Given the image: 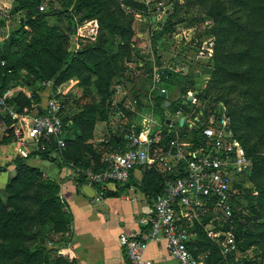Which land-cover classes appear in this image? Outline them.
<instances>
[{
    "label": "trees",
    "instance_id": "1",
    "mask_svg": "<svg viewBox=\"0 0 264 264\" xmlns=\"http://www.w3.org/2000/svg\"><path fill=\"white\" fill-rule=\"evenodd\" d=\"M121 1L126 6L143 11L146 9L145 5L133 0ZM16 3L12 9L14 12L30 7L29 0ZM88 7L93 11L91 16L82 14L80 20L92 18L89 30L96 31V39L76 51L67 49L69 38L62 29L52 25L46 27L45 32L35 30L36 24L44 22H40L32 12L26 14L23 22L8 34L11 44L20 45L17 38L25 40L23 25L32 33L28 34L26 43L20 48L22 57L11 60L7 47L5 51L0 50V61L5 63L0 65V93L9 88L10 82L15 83L14 74L22 69L32 79L52 80V87L74 77L82 87V96L89 100L74 113L68 124L61 117L63 148H51L50 144L43 150L26 148L23 156L17 155L11 160L14 175L4 185L6 198L0 199V240L6 242L1 247L0 256L8 264H73L72 260L61 255L50 259V247L42 244L49 233L66 242L69 215L57 196L55 181L38 167L27 164L26 159L37 155L41 159L57 160L58 164L71 162L73 166L95 170L101 167L100 152L85 141L91 136L94 121L107 117L110 80L115 72L123 69V60L128 61L131 38L135 32L131 27L132 16L123 12L120 2L74 0L73 12ZM206 7L204 15L212 19L215 33L213 69L206 94L214 91L216 95L213 100L225 107L233 136L250 159V169L242 176L246 175L254 183L253 188L242 189L240 195L239 185H234L232 235L237 250L254 246L260 251L253 255L241 254L236 258L234 253L224 255L218 244L207 237L203 230L202 224L209 214L201 216L199 222H190L189 231L195 234V238L188 240L187 249L195 258L204 254L202 264H261V260L257 262L256 258L259 257L264 263V0H209ZM224 24L228 26L224 27ZM138 31L142 32L143 27L139 26ZM155 34L150 37L154 47ZM159 57L160 54H157L156 58ZM28 85L31 86L30 82ZM164 86L169 87L167 84ZM33 91L30 98L18 92L9 100L17 110L30 107L38 100ZM232 92H235L234 98L228 96ZM159 98L153 94L154 108L159 104ZM136 104L140 106L139 102ZM117 105L120 106V103ZM123 111L130 118V113ZM211 112L219 115L218 110ZM195 132L193 130L190 134L194 136ZM163 133L166 134L163 141L173 135L166 130ZM120 141L121 138L116 141L114 136L110 137L111 144L116 145L114 148ZM53 154L54 157L51 156ZM136 167L142 172L139 186L148 193L154 181L157 188L150 189V195L154 197L159 194L163 182L160 172L154 168ZM77 182L80 183L81 179L77 178ZM220 229L226 230V227L221 226Z\"/></svg>",
    "mask_w": 264,
    "mask_h": 264
},
{
    "label": "built area",
    "instance_id": "2",
    "mask_svg": "<svg viewBox=\"0 0 264 264\" xmlns=\"http://www.w3.org/2000/svg\"><path fill=\"white\" fill-rule=\"evenodd\" d=\"M166 65L162 60L149 66L150 81L145 92L149 106L136 112L137 122H127L117 147L101 155V167H73L75 177L81 179L79 185L93 191L94 202L104 197L109 183L125 182L136 166L154 168L163 178L161 192L151 199L145 228L134 236H119L123 252L120 264H151L142 257L141 250L148 242L160 241L177 264H202L187 249L191 232L190 224L184 220H198L206 214L209 215L202 224L206 236L221 246L224 255L236 251L231 231L232 196L234 185L250 169V159L233 136L224 111L214 115L199 110L191 116L178 109L175 122L159 121L152 95L165 94L164 86L158 83ZM168 74H164L165 80ZM49 84L42 82L43 86ZM10 97L0 93V139L9 138L23 155L25 148L43 150L50 144L49 135L54 148L64 147L59 91L48 94L38 110L35 105L17 110ZM179 98L185 106L192 105L197 93L188 89ZM179 117L183 118L181 125ZM173 124L178 129H173ZM163 130L172 132V137L163 141ZM193 130L194 136L190 134Z\"/></svg>",
    "mask_w": 264,
    "mask_h": 264
},
{
    "label": "rangeland",
    "instance_id": "3",
    "mask_svg": "<svg viewBox=\"0 0 264 264\" xmlns=\"http://www.w3.org/2000/svg\"><path fill=\"white\" fill-rule=\"evenodd\" d=\"M16 1L19 2V0H0V50L5 51L7 47L11 60L22 57L20 48H22V44L26 43L25 40H27L28 34L32 33H29L28 27L23 25V28L26 30V33L23 35L25 40L17 36V41L21 43L20 45L11 44L8 34L17 24L23 22L26 14L29 12L36 14L40 22H44L35 25L34 29L38 30V32H45L52 25L62 29L68 35L67 49L69 50L76 51L84 44H90L96 39V31L89 30V26L92 24V18L80 20L82 14H90L89 16H91L93 11L90 10V7L82 8L80 11L74 13V0H29V9L26 7L23 10L14 12L12 9L14 4H17ZM116 1L120 2L121 9L125 14H131V27L135 32V35L131 38L132 43L130 45L131 50L128 61L123 60V69L115 72V75L110 80V98L118 99L123 95L127 98V104L125 105L127 107L120 105V107L117 106L116 108V111L120 114L124 113L123 110L131 114V117L127 118L126 123L130 120L137 122L138 115L135 113V110L141 109V106H135L140 97L139 92L135 90V86L140 87L146 92L150 81L151 69H149V66L152 62L155 63L162 60L167 65L163 68V77L159 81L158 86L167 84L169 87L164 86L165 94L163 95L154 93L160 97L159 104L155 107V113L161 123L165 117H168L170 120L173 119L175 122L177 115L175 111L178 109L182 114L188 112L191 116H195L199 108H202L207 114L213 109L218 110L219 113L222 111L225 112V107L213 100L214 95H216L214 91L211 90L213 93L206 94L210 80V71L213 69L212 54L215 43L213 21L210 17L204 15L209 0H148L147 2L145 0H133V2L145 5V11L137 7L126 6L121 0ZM152 16H154V20H152ZM139 26L143 27L142 32L138 31ZM223 26L226 27L228 25L224 24ZM70 28L71 31L69 30ZM154 34L156 35V47L150 41V37ZM157 54H160L158 59L156 58ZM126 62H130L131 65H127ZM4 64V61L1 60L0 65ZM193 70L198 72L197 76H194ZM167 71L169 74L165 80L164 74ZM14 75V82L21 87H30L31 90L33 89V95L38 99L36 101L39 102V94L43 87L42 82L46 81H41L37 78L32 79L22 69L18 70ZM169 79L170 81H168ZM186 80H190L192 83L189 84ZM48 81L50 84L47 86H52V80L49 79ZM167 81L168 83H166ZM29 82L31 86L28 85ZM188 89L197 93V101L191 106H185L184 104L182 106L179 95L184 94ZM202 94H205V96H202ZM228 96L234 98L235 92L229 93ZM62 102H64L62 103V112H64L68 110L69 98L68 100L66 98L62 99ZM164 102H167V105L169 104L170 106H164ZM165 113L166 115H164ZM105 120L107 121L108 119L106 118ZM109 122L110 126L111 123H120L117 117L111 118ZM111 130L113 131L115 128H111ZM0 142H2V139H0ZM41 160L47 163V159ZM237 184L240 188L239 195L243 192L242 189H251L254 187V183L246 175L240 177ZM192 220L195 219L190 218L184 221L190 224ZM198 220L195 221L199 222ZM5 244L6 242L4 243L0 240V252L1 247ZM42 244L46 248L50 246L48 253L50 259L56 255H61L71 260L63 252L61 247L64 245V242L60 241L57 235L49 233L42 240ZM218 246L221 248L220 245ZM259 251L254 246H249L243 251L236 249L234 257L240 256L241 254L253 255ZM258 260H261V264H264L263 260L259 257L256 258L257 262ZM0 264L8 263L4 262L0 256Z\"/></svg>",
    "mask_w": 264,
    "mask_h": 264
},
{
    "label": "crops",
    "instance_id": "4",
    "mask_svg": "<svg viewBox=\"0 0 264 264\" xmlns=\"http://www.w3.org/2000/svg\"><path fill=\"white\" fill-rule=\"evenodd\" d=\"M126 64L131 65L130 62H126ZM193 73L194 76L198 74L196 70H193ZM186 81L189 84L192 83L190 80ZM135 89L142 90L138 86H135ZM6 90V93L11 97L21 92L25 97L30 98L32 93L30 87H21L13 82L9 83V88ZM52 91H59L61 102L62 99L68 100L69 98L68 110L62 112L63 104H61L60 110V117L66 119L65 124L71 121V117L84 102L89 101L87 97L82 96V87L77 79L72 77L54 87L43 86L39 94V102L31 103V106L35 105L38 110L42 107L44 98ZM139 96L138 102L141 109L135 110L136 112L144 110L142 107L149 106L145 92H139ZM118 103L127 107L125 106L127 98L124 95L118 99L110 98L106 113L108 120L97 118L93 123L91 136L85 141L97 152H100V155L116 146L111 144L110 137L114 136L117 141V138L122 137L126 127L128 117L124 113L120 114L116 111ZM135 106L137 105L135 104ZM30 112L32 113L33 110ZM114 116L119 119L120 123H111L110 126L109 121L111 118H115ZM186 118L191 121V117L186 116ZM166 119L169 118L165 117L163 120ZM111 128H115V130L112 131ZM172 128L178 129L174 124ZM109 131L111 132L109 133ZM17 155L22 156L23 154L19 149H16L15 144L9 138H2V142H0V199L2 200L6 198L4 185L14 175V166L11 160ZM26 163L38 167L58 186L57 196L63 209L69 215L67 240L61 248L71 258L73 264H120L123 260V252L118 238L120 235L134 236L145 228V221L149 217L151 209L150 189L157 188L155 182H151V188L146 193L145 189L143 190L139 186L142 172L136 167L125 182L109 183L104 197L100 201L94 202L93 199L82 193L81 185L75 177L73 169L75 166L71 162L58 164L57 160L47 159V163H45L39 156L32 155L26 159ZM191 235H194V239L195 234L191 233ZM141 255L151 264H177L176 260L168 254L163 241L146 243L141 250ZM203 255L197 256L201 263Z\"/></svg>",
    "mask_w": 264,
    "mask_h": 264
},
{
    "label": "water",
    "instance_id": "5",
    "mask_svg": "<svg viewBox=\"0 0 264 264\" xmlns=\"http://www.w3.org/2000/svg\"><path fill=\"white\" fill-rule=\"evenodd\" d=\"M152 20H154V16H152ZM161 95H163V94H161ZM164 105L166 106L167 105V102H164ZM182 121H183V118L182 117H179L178 118V125H181L182 124ZM165 122L168 123L169 122V119H166ZM49 142H50L51 148H54V140H53V137L51 135H49ZM81 191L87 197H90L91 198L93 196V191L87 185H82L81 186ZM193 237H194V235H191L190 236V239H193Z\"/></svg>",
    "mask_w": 264,
    "mask_h": 264
}]
</instances>
